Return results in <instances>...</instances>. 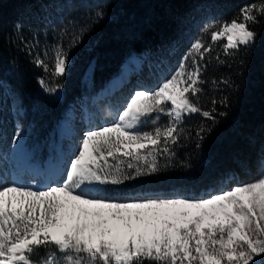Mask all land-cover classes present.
Returning a JSON list of instances; mask_svg holds the SVG:
<instances>
[{
  "label": "snow or ice",
  "instance_id": "1",
  "mask_svg": "<svg viewBox=\"0 0 264 264\" xmlns=\"http://www.w3.org/2000/svg\"><path fill=\"white\" fill-rule=\"evenodd\" d=\"M104 15L96 10L94 22ZM257 25L264 27V0L243 5L230 21L206 22L155 90L134 91L114 123L83 133L59 173L61 181L52 175L37 188L0 180V264H264V150L256 159L255 180L242 183L232 177L230 187L207 198L92 195L159 172V158L170 162L184 139L194 136L196 149L201 148L227 116L219 108L229 105L227 96H213L210 107L201 106L208 68L213 60L227 65L221 55L251 51L259 37ZM15 28L22 30L19 24ZM90 30L81 25L69 33L62 27L68 43L53 46L51 64L39 54L34 57L53 81L50 85L40 77L43 91L63 87L58 81L67 73L70 53ZM210 83L217 89L234 87L228 76ZM194 114L201 122L188 131L185 121ZM161 116L167 117L164 124L141 130ZM22 134L17 125L13 143Z\"/></svg>",
  "mask_w": 264,
  "mask_h": 264
},
{
  "label": "trees",
  "instance_id": "2",
  "mask_svg": "<svg viewBox=\"0 0 264 264\" xmlns=\"http://www.w3.org/2000/svg\"><path fill=\"white\" fill-rule=\"evenodd\" d=\"M256 2L259 0H0V174L11 158L17 125L23 127L22 144L29 161L46 166L58 156V148L65 151L58 129L69 109L100 127L115 119L108 86L127 58L138 56L148 71L174 69L206 22L230 21L243 5ZM96 10L105 13L99 22H94ZM17 24L21 31L16 30ZM81 25L91 30L71 51L67 73L58 81L63 84L61 102L55 93L40 87V77L50 85L53 81L33 59L39 54L51 64L53 46L68 43L60 29L74 33ZM256 30L259 37L251 51L242 50L235 57L221 55L230 68L214 60L208 68L209 83L200 97L201 106L210 107L213 96H227L229 105L219 108L227 116L201 148L196 149L194 136L184 139L170 162L159 158V172L121 186H106L102 193L92 195L121 200L205 198L221 186H229L232 177L242 183L256 177V159L264 150V27L257 25ZM222 76L231 77L234 87L214 88L210 81ZM166 120L165 116L149 120L141 130H151ZM200 122L194 114L184 127L193 131ZM182 162L191 167H183ZM40 255H44L43 249Z\"/></svg>",
  "mask_w": 264,
  "mask_h": 264
},
{
  "label": "rangeland",
  "instance_id": "3",
  "mask_svg": "<svg viewBox=\"0 0 264 264\" xmlns=\"http://www.w3.org/2000/svg\"><path fill=\"white\" fill-rule=\"evenodd\" d=\"M127 60L128 62L124 64L122 72L108 86L107 96L113 99L117 116L134 91L140 89L155 90L177 68H167L163 71H148L141 64L138 56H131ZM127 70L128 72H126ZM117 116L111 123L116 121ZM93 126L96 125L89 123L87 119H82L73 109H69L58 129L61 141L66 146L64 148L65 151L63 149L60 151L58 148V156L46 166L41 167L28 160L23 147L20 146V139H18L17 143H13L11 158L8 159L6 168L0 174V180H3L5 183L15 182L24 186L35 185L37 188L49 183L48 177L52 175H56L57 182L61 181L63 177L59 173L65 171L67 163L75 154L77 144L83 133ZM256 178L257 175L251 181ZM230 186L231 183L229 186H221L220 190L227 189Z\"/></svg>",
  "mask_w": 264,
  "mask_h": 264
},
{
  "label": "water",
  "instance_id": "4",
  "mask_svg": "<svg viewBox=\"0 0 264 264\" xmlns=\"http://www.w3.org/2000/svg\"><path fill=\"white\" fill-rule=\"evenodd\" d=\"M55 95H56V97H57V99H58L59 101L63 102V100H64V93H63V91L61 90V88L58 89V91L55 93Z\"/></svg>",
  "mask_w": 264,
  "mask_h": 264
},
{
  "label": "crops",
  "instance_id": "5",
  "mask_svg": "<svg viewBox=\"0 0 264 264\" xmlns=\"http://www.w3.org/2000/svg\"><path fill=\"white\" fill-rule=\"evenodd\" d=\"M20 146H21V143H20Z\"/></svg>",
  "mask_w": 264,
  "mask_h": 264
}]
</instances>
